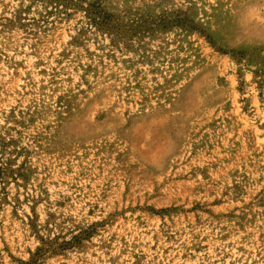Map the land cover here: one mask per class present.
I'll return each instance as SVG.
<instances>
[{
    "label": "rangeland",
    "instance_id": "1",
    "mask_svg": "<svg viewBox=\"0 0 264 264\" xmlns=\"http://www.w3.org/2000/svg\"><path fill=\"white\" fill-rule=\"evenodd\" d=\"M0 264H264V0H0Z\"/></svg>",
    "mask_w": 264,
    "mask_h": 264
}]
</instances>
